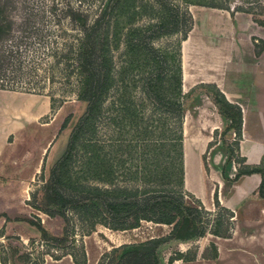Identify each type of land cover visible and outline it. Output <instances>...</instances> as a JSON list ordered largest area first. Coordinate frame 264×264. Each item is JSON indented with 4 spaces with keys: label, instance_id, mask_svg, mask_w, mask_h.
<instances>
[{
    "label": "trees",
    "instance_id": "obj_1",
    "mask_svg": "<svg viewBox=\"0 0 264 264\" xmlns=\"http://www.w3.org/2000/svg\"><path fill=\"white\" fill-rule=\"evenodd\" d=\"M184 2L186 7L177 6L168 0H157L156 8L155 2L150 0H105L94 15L79 10L69 14L78 33L76 42L68 44L61 55L71 60L77 70L78 98L87 104L85 118L96 119L102 115V107L110 89L120 81L121 93L117 99L121 107L120 115L123 116L122 119H134L136 117L134 99L130 94L131 88L124 82L125 75L129 78V74L135 72L127 84L139 87L144 94L143 100L151 104L159 115L160 137L157 146L152 148L147 146L152 151L163 149L167 155L165 160L160 159L159 152H151L145 157L142 167L143 178L151 184L143 188L140 197L137 189L127 187L113 189L108 186L111 184L112 165L96 153L88 157L84 166L88 168L87 172L91 178L100 184L83 183L79 180L80 177L71 178L69 162L74 142L70 140L63 155L51 167L47 182L41 188V197L37 190L30 193L33 201L29 204L49 217L60 216L65 219L70 211L88 214L95 209L94 213L100 215L102 213L98 209L100 206L106 214V219L115 223L130 221L126 227L106 225L115 230L134 229L139 227L142 221L171 226L167 235L145 241L143 245L148 247L146 251L132 249L122 255L121 261L125 264H165L164 248L198 239L207 233L226 237L230 235L233 213L221 207L215 198V205L225 215L218 216L212 222L204 221L203 214H211L210 211L204 209L201 202L183 188V121L193 98L199 93H205L210 98L226 121L219 133L220 137L230 132L235 136L234 140L226 145L229 151L228 161H234L237 165L234 179L256 172L262 174L259 195L264 197V157L260 165L252 166L245 164V159L238 153L242 128L241 108L227 101L213 84L201 83L187 92L182 88L181 43L187 38L193 25V18L187 6L200 5L228 11L229 9L212 3L186 0ZM12 3L13 0H0V43L12 32L14 19L9 13ZM262 9L264 13V4ZM143 15L153 16L158 20L145 25H134L137 17ZM254 21L263 25L264 16ZM178 35L179 38L173 45L155 47L153 44L154 40ZM121 45L123 59L121 65L117 67L116 78L113 51L119 49ZM260 51L261 46H257L255 52L258 54ZM1 81L0 78V89L13 90L3 85ZM167 122L171 123L172 131L166 127ZM144 131L145 134L149 133L146 128ZM217 135L218 132L215 131L214 137ZM212 144L213 141L209 142L208 147ZM173 176H177L178 191L174 189L175 185L169 188L164 183V179ZM184 193H187L196 205L186 203ZM39 199L42 205L36 204ZM100 223L107 224L105 217L104 223ZM32 224L37 226L43 237H46L47 232L41 224ZM94 224L91 221L87 233L93 230ZM123 246L125 245L114 247L112 252H117ZM69 255L75 264L85 263V260L79 261L74 255ZM54 259L57 260L59 257ZM172 259L170 257L168 262Z\"/></svg>",
    "mask_w": 264,
    "mask_h": 264
},
{
    "label": "rangeland",
    "instance_id": "obj_2",
    "mask_svg": "<svg viewBox=\"0 0 264 264\" xmlns=\"http://www.w3.org/2000/svg\"><path fill=\"white\" fill-rule=\"evenodd\" d=\"M150 1L155 2V7L158 8L157 0ZM168 1L177 6L186 7L185 0ZM186 1H199L225 7L229 9L231 15L236 12H248L253 20L262 19L264 16L262 9L264 0ZM104 2L105 0H13L9 8L14 24L10 36L0 43L1 83L15 91L36 96L38 99L46 98L51 105L49 112L41 117L36 125L48 124L54 140L47 151L41 169L25 183L24 188L29 194L28 203L33 201L30 193L36 190L41 197V188L47 182L51 167L63 155L70 140L74 142L72 158L69 162L71 178L80 177L79 180L83 183L100 184L91 178L87 172L88 168L84 166L88 157L96 153L112 165L111 184L108 186L113 189L124 187L137 189L140 197L143 188L151 184L143 178L142 167L145 157L151 152H159L160 159L165 160L167 155L163 149L152 151L147 146L149 145L150 148L157 146L160 137L159 115L151 104L143 100L144 94L139 87L127 84L135 72L129 74V78L125 75L124 82L128 88H131L130 94L134 99L136 115L134 119H122L123 116L120 115L121 107L117 100L121 93L120 81H117L116 85L110 89L102 107V115L96 119L85 118L87 104L78 98L77 70L72 61L64 58L61 52L67 49L68 44L76 42L78 33L69 14L79 10L94 15ZM187 7L190 14L210 8L200 5ZM157 20L153 16H138L134 25H145ZM178 38L179 35L168 36L154 40L153 44L155 47L173 45ZM262 44L261 41L254 42L255 49L257 46L262 48ZM204 48L202 43H195L193 54L189 56L190 63L204 54ZM122 51V45L113 51L116 78L118 77L117 67L121 65L123 59ZM191 66H194V63ZM196 100L197 95L193 98L191 107ZM166 127L172 131L170 122H167ZM145 128L149 131L148 134H145ZM234 137L231 132L224 137H220L218 133L213 138L212 146L217 142L225 146L231 143ZM207 153L203 155L205 168L208 163ZM227 168L228 165L224 167V169ZM164 183L169 188L175 185L174 189L179 190L177 176L164 179ZM184 200L188 204L196 205L187 193H184ZM36 204L42 205V201L39 199ZM31 208V212L25 218L0 216L1 264H41V262L50 264L56 260L54 258L60 259L69 254L74 255L79 261L85 260L84 264L89 258L90 262L94 263L97 260L98 264H125L121 261V257L127 251L138 249L144 252L148 249L146 245H143L145 241L161 236L168 227L171 229V226L159 227L152 222L142 221L137 228L115 230L110 227L115 225L126 227L130 221L115 223L106 219V214L100 206L98 208L102 212L100 215L94 213L95 209L92 212L94 216L92 213L78 214L70 211L66 219L60 216L49 217L32 206ZM207 211L211 214H203L204 221L212 222L218 216L225 215L215 205V201ZM104 217L107 223L105 225L100 223H104ZM91 221L95 224L93 230L87 233ZM32 223L41 224L47 232L46 237H43L37 226ZM124 242L125 246L120 247L117 252H112L111 247ZM168 251L163 257H167ZM176 251V248H170V253H177Z\"/></svg>",
    "mask_w": 264,
    "mask_h": 264
},
{
    "label": "crops",
    "instance_id": "obj_3",
    "mask_svg": "<svg viewBox=\"0 0 264 264\" xmlns=\"http://www.w3.org/2000/svg\"><path fill=\"white\" fill-rule=\"evenodd\" d=\"M191 14L192 28L181 43L183 91L201 83L213 84L227 101L238 105L242 111L239 156L247 165H260L264 157V23L259 25L248 13L231 15L227 10L215 8ZM253 41L263 43L258 54ZM195 43L205 46L204 54L190 63ZM32 97L36 96L0 89V216L3 217L25 218L31 212L24 186L41 169L54 140L48 124L36 125L51 109L49 100L38 99V114L21 109L19 104ZM225 124L210 98L199 93L183 121V188L206 210L217 198L221 207L232 212L230 235L207 233L198 238L200 241L164 248L163 256L169 250L165 264H264V197L259 195L263 176L256 172L234 179L237 165L228 161L227 144L217 142L208 147L214 132L220 133ZM206 152L207 168L203 163ZM226 165L228 168L224 169ZM170 230L168 227L161 236ZM123 244L126 243L111 248ZM170 248H176L177 253H170ZM170 257L173 259L168 262ZM50 264L75 262L69 255ZM86 264L98 262H90L89 258Z\"/></svg>",
    "mask_w": 264,
    "mask_h": 264
},
{
    "label": "bare ground",
    "instance_id": "obj_4",
    "mask_svg": "<svg viewBox=\"0 0 264 264\" xmlns=\"http://www.w3.org/2000/svg\"><path fill=\"white\" fill-rule=\"evenodd\" d=\"M6 104V103H4ZM22 110H27L30 109L31 111H33L35 114L39 113V100L36 97H32L30 99H27L24 103H20L19 104ZM7 106V105H6ZM15 108V107H14ZM31 113V112H30Z\"/></svg>",
    "mask_w": 264,
    "mask_h": 264
}]
</instances>
